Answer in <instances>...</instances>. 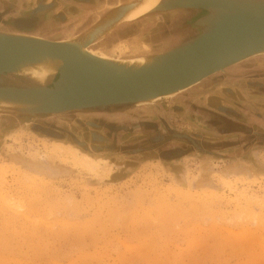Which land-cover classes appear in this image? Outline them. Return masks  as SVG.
<instances>
[{
	"label": "rangeland",
	"instance_id": "1",
	"mask_svg": "<svg viewBox=\"0 0 264 264\" xmlns=\"http://www.w3.org/2000/svg\"><path fill=\"white\" fill-rule=\"evenodd\" d=\"M86 2L0 0V32H8L3 21L33 15L34 29L57 39ZM191 13L177 18L192 21L176 42L201 31L194 21L207 11ZM169 23L144 28L152 25L146 32L160 38ZM262 81H222L188 94L198 82L146 106L0 125V186L19 211L0 198V264H264ZM29 131L36 136L13 141ZM39 136L104 158L112 171L98 180L55 158L44 159L40 171L27 169L16 157L31 161ZM229 166L241 173L227 183L219 171ZM243 190L252 195L250 209L238 195ZM30 204L35 209L25 214Z\"/></svg>",
	"mask_w": 264,
	"mask_h": 264
},
{
	"label": "water",
	"instance_id": "2",
	"mask_svg": "<svg viewBox=\"0 0 264 264\" xmlns=\"http://www.w3.org/2000/svg\"><path fill=\"white\" fill-rule=\"evenodd\" d=\"M197 9L207 11L194 21L201 31L165 50L158 63L146 68L120 70L67 41L0 32V72L41 55L62 59L56 79L41 89L48 102L36 114L24 117L31 121L84 107L91 111L95 106L134 104L192 84L264 48V0H167L155 14L162 17L157 25L168 23L178 12ZM26 89L0 87V94L30 91Z\"/></svg>",
	"mask_w": 264,
	"mask_h": 264
},
{
	"label": "bare ground",
	"instance_id": "3",
	"mask_svg": "<svg viewBox=\"0 0 264 264\" xmlns=\"http://www.w3.org/2000/svg\"><path fill=\"white\" fill-rule=\"evenodd\" d=\"M166 1L167 0H88L86 3L89 4H87L86 7L79 8V13L82 15L79 16L77 20H75L72 28H69L68 30L69 32L60 33V36L57 39L51 40L70 42L74 44L81 52L102 59L120 70L126 69L129 71H134L152 66L161 60L163 55L161 53L184 42H176L175 40L178 38L177 36L174 38L164 39V35L160 36L159 38L149 33H145L146 31H144V23L146 22H151L156 27L161 26L157 25V22H155V20L152 18H155V14L159 12L162 7H164ZM169 12L174 13L175 11ZM178 13L175 15V17L171 18L168 23L177 18H181L186 14H192L190 11ZM168 15L169 13H167L166 17ZM170 24L171 23H169V25ZM170 28L176 31L179 29V24H172ZM5 30L8 31L6 33L10 34L44 38L38 32H23L14 29L10 30L9 28ZM157 42L160 43L156 44ZM171 44L173 45L171 46ZM251 56L264 57V48L241 57L229 66ZM62 65V59H60L58 56L46 54L38 56L33 60H23L17 63L11 69L1 71L0 87L12 89L28 88L30 91H25L24 93L21 92L20 94L16 95L0 94V125H7V123L11 120L17 125L29 124V121H26L24 117L31 114H36L41 107L46 105L48 98L45 92H43L41 89L46 86L48 87L50 83L56 79L59 70L62 68ZM225 68L214 71L213 73L222 72L225 70ZM202 79L165 94L137 100L134 104H123H128L131 106L141 104V106H146L154 103L161 97H173V95L191 87L192 85L200 82ZM31 88H35L36 90H31ZM92 108L93 107H91V109ZM82 109L84 110L88 108L84 107ZM79 110L80 109H73L72 111L76 112ZM25 135H30L31 137H34V135L36 136L35 133L29 131L18 134L13 139V141L17 142L22 136ZM39 137L41 138H37V140H40L41 146L31 155L33 156L31 161L27 160L25 157H16L18 163L27 169H35L36 171H40L44 166H46L45 160L49 162V158H55L62 163L72 160L73 164L84 169L92 176V178L98 180L107 176L112 171V166L108 165L107 163L108 160L104 158H98L86 151L80 150V148L70 142L66 143L63 140L60 141L43 136ZM35 147L38 146L35 145L33 149ZM240 173L241 169L237 166H229L226 167L225 170L219 171L221 177L220 179L225 180L227 183H230V181L234 180V178H238ZM2 187L3 185L0 186V198L2 199L4 205H12L14 207L15 205L12 204L13 202L9 201L10 197L8 196V193L1 190L4 188ZM239 192L238 195H241V197H243L245 200V209H250L252 195H250L248 191L246 192L244 190L243 192ZM177 193L182 195V193L179 191ZM15 209V212L18 213V209ZM33 209H35L33 204H30L29 208L26 209L25 214L31 212ZM243 212L247 215H250L249 213H251L249 210ZM244 217L246 216L244 215Z\"/></svg>",
	"mask_w": 264,
	"mask_h": 264
},
{
	"label": "flooded vegetation",
	"instance_id": "4",
	"mask_svg": "<svg viewBox=\"0 0 264 264\" xmlns=\"http://www.w3.org/2000/svg\"><path fill=\"white\" fill-rule=\"evenodd\" d=\"M36 21L37 20H36V18L33 17V15L26 17V18H22V16H21V17H18L17 19H12V20L10 19V21H8V22L3 21L2 26H4L5 29L9 28L12 30L13 29L17 30L18 28H22V29L27 28V29H32L33 31H36L34 29V25L38 22V21L37 22ZM189 21H192V19L191 18L190 19L187 18L184 20L177 19V20L173 21L171 23V25L178 23L179 24L178 30L184 29V31H186V30H189V28H191L189 25ZM171 25H170V27H171ZM151 26L152 25L147 24L148 29ZM170 27L166 28V30L164 31V36H163L164 39L174 38L176 36L178 37V35H177L178 30L174 31ZM148 29L144 28V31H147ZM24 32H26V31H24ZM145 33H147V32H145ZM152 34H154V33L152 32ZM259 58L261 60H257V59L245 60L241 63H237V64H235L229 68H226L223 72H218V73L211 75V76L209 75L208 77L203 79L200 83L193 86L191 89H189L186 92H188V94H191V95H196L195 92L200 93L202 90H204L203 87H207L209 85L217 87V84L221 83L222 81L232 82V81L243 80L244 78H253L255 80L258 79L259 81H262V79L264 78V57H259ZM250 66H253V67H250ZM262 83H263V81H262ZM201 86L203 89L200 88ZM179 96H181V95H179ZM128 107H130V105H128V104H110L107 106H96L93 109L101 108V109H104L105 111L112 112V111H120V110L126 109Z\"/></svg>",
	"mask_w": 264,
	"mask_h": 264
}]
</instances>
